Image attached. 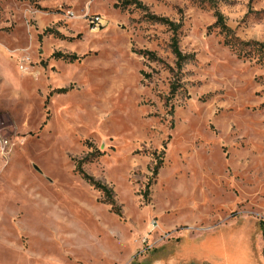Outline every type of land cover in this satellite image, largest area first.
I'll list each match as a JSON object with an SVG mask.
<instances>
[{
  "label": "rangeland",
  "instance_id": "374dc122",
  "mask_svg": "<svg viewBox=\"0 0 264 264\" xmlns=\"http://www.w3.org/2000/svg\"><path fill=\"white\" fill-rule=\"evenodd\" d=\"M126 1L0 0L2 261L237 264L264 243V58L215 26L264 42V0H138L182 21L179 74L169 28Z\"/></svg>",
  "mask_w": 264,
  "mask_h": 264
},
{
  "label": "trees",
  "instance_id": "16d2710c",
  "mask_svg": "<svg viewBox=\"0 0 264 264\" xmlns=\"http://www.w3.org/2000/svg\"><path fill=\"white\" fill-rule=\"evenodd\" d=\"M32 3H37L39 0H28ZM204 3L213 5L214 0H201ZM127 5H135L137 8H140L146 12V17L149 21L159 23L161 25H164L169 28V30L172 33V38H171V49L172 53L176 58V70L177 73H182L184 66L194 60V55L192 54H186L184 53L181 48H180V32L183 28V23L182 21L180 22H175L167 17L163 16H158L149 11V8L141 1L138 0H132V1H126ZM216 27H219L221 32L225 35V45L231 48L232 50L235 51V53L239 57H246L248 56V51L245 48L246 46H253L254 48L257 49V52L261 54V56L264 58V42H245L241 41L238 37L235 36L233 30L226 24L224 16L221 13H217V21L215 23ZM139 55H142L144 57H147L149 60H154V61H159V57L155 52L148 51V50H141L137 51ZM53 57H62L64 60L68 62H72L76 60L78 57L75 55H62L61 53H56L53 55ZM171 68V67H170ZM172 72H174V69H171ZM179 90V85L178 84H173L171 87V95H175L177 91ZM91 157H87L86 159H82L77 162L76 164V172L77 174L80 175V177L91 187H93L95 190L99 191L102 193V195L105 197V203L111 205L112 211L115 212L118 215H121V209L118 207L116 199H115V194L113 189L106 183H103L100 180H97L94 176L88 174L83 166L85 163L90 162ZM159 167V166H158ZM156 167L154 170L153 176L156 177L158 175L159 168ZM149 187V185H148ZM262 231H263V236H264V221H261L260 223Z\"/></svg>",
  "mask_w": 264,
  "mask_h": 264
},
{
  "label": "crops",
  "instance_id": "0c3cea01",
  "mask_svg": "<svg viewBox=\"0 0 264 264\" xmlns=\"http://www.w3.org/2000/svg\"><path fill=\"white\" fill-rule=\"evenodd\" d=\"M263 241H264V236H263ZM239 245L240 246L238 247V251L241 254L240 257H238L237 264H264V243H258L257 247H254L251 243H240ZM255 250H257V252H255ZM3 257L5 256L0 255V259H3ZM229 261L230 260L226 258V261H224V263L222 262V264H231ZM0 264H10V263H8L7 261L0 260ZM211 264H217V263L213 261Z\"/></svg>",
  "mask_w": 264,
  "mask_h": 264
},
{
  "label": "built area",
  "instance_id": "2783aa9c",
  "mask_svg": "<svg viewBox=\"0 0 264 264\" xmlns=\"http://www.w3.org/2000/svg\"><path fill=\"white\" fill-rule=\"evenodd\" d=\"M92 24H94L95 25V27H100V25H102L103 24V21L101 20V18L100 17H94L93 19H92ZM155 223H153V227L155 228V225H154ZM145 242V241H144Z\"/></svg>",
  "mask_w": 264,
  "mask_h": 264
}]
</instances>
